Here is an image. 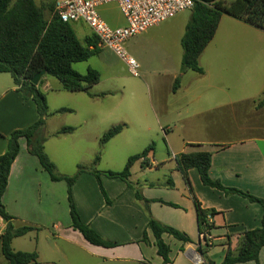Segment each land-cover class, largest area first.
Returning <instances> with one entry per match:
<instances>
[{
  "label": "crops",
  "instance_id": "crops-1",
  "mask_svg": "<svg viewBox=\"0 0 264 264\" xmlns=\"http://www.w3.org/2000/svg\"><path fill=\"white\" fill-rule=\"evenodd\" d=\"M51 1L35 0L38 6H46ZM99 14L112 28L126 26V20L116 4L100 7ZM224 20L223 16L214 39L199 59L204 74L193 71L181 73L183 54L181 53L180 57L176 54L174 57L173 53L163 59L162 65L165 67L163 73L158 76L147 74L142 78L151 91L152 113V115L144 114L142 119L133 113L136 104L132 96L125 105L127 109L121 110L126 97L124 91L99 89L104 84L103 73L106 76L116 74L106 57L108 52L112 55L114 53L99 48V54L92 57L98 60L96 65L87 67V71L94 69L100 73L99 84L88 89V92L76 93L86 98L83 100L84 115L73 124H63L59 130L50 131L52 118L57 115H76L78 110L61 108L53 112L49 108L52 115L48 117L43 130L46 137V154L57 165V158L48 148V144L55 138H63L64 142L72 144L77 138L75 136L82 134L83 140L100 143L108 130L106 132L96 130L98 132L95 134L94 131H83L95 121L100 127V123L109 117L112 121L116 119L115 126L123 127L118 135L105 144L107 145L119 138L124 129L134 126L135 123L139 125L144 119L152 116V120L155 119L157 122L166 121L165 135L170 150L169 157L158 163L154 152L147 157V163L143 159L137 161L131 168L129 178L134 190L121 179L101 176L102 187L111 202L109 205L96 177L90 172L80 175L72 187L76 208L85 224L104 240L116 244L115 247L105 248L90 244L82 234L72 228L67 183L52 181L38 158L29 152L26 139L21 138L20 152L12 164L2 203L7 213L14 217L13 222L16 226L29 225L39 228L40 231L30 232L14 239L12 248L15 252H37L38 264H72L75 257L82 256L90 261L85 264H166L158 255L156 239L148 229L149 220L153 218L166 227L184 233L192 241L184 244L165 234L163 240L170 247L171 260L167 264H222L229 251L235 255L238 253L244 232L260 228L264 214L262 206L238 194L226 195L219 189L205 186L197 169L188 170L186 177L177 163V157L182 154L211 153L209 175L213 181H219L226 188L237 189L264 200V106L258 107L264 99V30L234 18ZM224 22L228 27L226 37L217 40L216 36ZM76 24L79 26H75L74 23L72 27L80 41L84 42L93 35L92 30L85 23ZM162 24L150 30L159 28ZM169 31L170 34L176 33L174 26ZM182 37L179 40L180 45ZM174 43L177 47V41ZM178 78H181L182 85L177 91H173ZM11 80L6 79L5 83L0 84V156L7 152L9 138L14 131L27 129L39 120L35 102L32 98L25 99L14 80ZM225 81H234V84H226ZM40 89L46 96L52 90L68 92L53 77L43 78ZM232 90L234 96L227 97L226 102L198 111L189 119L215 110L245 106L244 111L235 114L233 118L236 128L231 138L191 140L183 135L181 139L171 138L170 125L187 122V119L182 120V107L176 108L178 104L176 99L181 92L182 100L190 98V103H198L204 98L214 103L211 98H216L218 93L226 94ZM252 90L255 92L252 93ZM118 93H121V100L108 114H101L97 108L93 110L90 108L101 106L99 104L108 98H116ZM62 109L70 112L58 113ZM189 112L190 109L186 105L184 115ZM175 115L178 119H171ZM184 126L186 125H183V128ZM65 127L73 128L74 131L60 134ZM92 155L93 158L88 164L83 165L79 162L77 167H93L101 172L124 170L99 169L102 155L100 154V160L96 165L94 163L98 151H92ZM59 174L74 175L65 171ZM135 189L145 200L150 201L148 208L144 202L136 199ZM195 201L204 211L215 213L211 220L212 241L209 245H205L200 240ZM5 229L6 224L0 217V236L4 234ZM145 232H147V242L144 240ZM19 240L27 242L28 248H15ZM6 263L0 241V264ZM260 264H264V249L260 253Z\"/></svg>",
  "mask_w": 264,
  "mask_h": 264
},
{
  "label": "trees",
  "instance_id": "trees-1",
  "mask_svg": "<svg viewBox=\"0 0 264 264\" xmlns=\"http://www.w3.org/2000/svg\"><path fill=\"white\" fill-rule=\"evenodd\" d=\"M223 16H229L264 30V0H198L191 11L181 40L183 49L181 73L193 71L197 74H204L199 59L214 39ZM72 24L74 23L63 22L55 13V0L46 6H38L35 0H0V74H10L17 86L22 85L19 91L24 94L25 99L29 97L33 99L39 114V120L34 125L24 130L14 131L10 135L7 152L0 156V217L6 224L0 241L6 264H38L39 260V255L35 251L15 252L12 242L16 238L30 232L40 231V229L29 225L16 226L13 222L14 217L7 213L2 203L12 164L20 152L19 140L21 138L26 139L29 152L38 158L42 168L50 175L52 181L67 183L72 228L82 234L90 244L105 248L115 247L116 244L104 240L82 221L73 199V185L82 173L90 172L98 180L105 197L101 176L121 179L134 190L129 181L132 166L142 159L147 163V157L155 152V144H150L142 153L131 156L121 172H101L93 167L80 166L73 176H64L58 173L56 165L45 152L46 137L43 130L48 117L52 114L49 112L46 94L40 89V84L35 86L31 80L35 75L46 70V75L43 78H56L62 88L71 93L88 92V89L99 84L101 75L97 70L89 69L86 74H80L73 67L74 64L87 62L99 54L98 39L93 34L84 42L80 41ZM180 81V78L176 80L173 91L179 89ZM263 106L264 99L258 104V107ZM65 112L70 111L62 109L58 113ZM122 130V126L112 127L101 138V144L105 145ZM73 131V128L65 127L62 128L60 134H68ZM100 154L97 155L94 165L99 162ZM177 163L186 177L188 170L197 169L205 186L219 189L226 195L238 194L252 203L260 204L264 211V200L237 189L226 188L219 181H213L210 178L211 153L182 154L177 157ZM135 192L136 199L144 202L148 208L150 201L145 200L136 189ZM106 201L108 205L111 203L107 197ZM195 203L200 233L204 230L211 232L213 226L207 222V217L214 216V211H204L197 201ZM169 205L177 207L173 204ZM148 229L156 239L158 255L163 258L166 264L171 260L169 257L170 247L163 240L165 234L184 244L192 242L184 233L166 227L153 218L149 220ZM144 240L148 241L147 232L144 233ZM263 249L264 214L260 228L244 232L238 253L235 255L229 251L222 264H245L248 262L260 264V253Z\"/></svg>",
  "mask_w": 264,
  "mask_h": 264
},
{
  "label": "rangeland",
  "instance_id": "rangeland-1",
  "mask_svg": "<svg viewBox=\"0 0 264 264\" xmlns=\"http://www.w3.org/2000/svg\"><path fill=\"white\" fill-rule=\"evenodd\" d=\"M190 15L191 11L183 12L174 20H170L169 22L162 24L159 28L148 30L146 33L138 35L127 42V51L140 65V77H134L131 75L127 65L115 54L112 55L108 52L106 56L108 58L107 60L112 64V68L116 71V74L106 76V74L103 73L107 78L104 77V84H102L99 89H121L124 91L126 97L121 105V110L127 109L125 108V105L127 104L128 98L132 96L133 102L136 104V110L133 111L136 116H139L140 119H142L144 114L149 113L152 115L150 97L151 91L149 86L142 81V78L147 74L158 76L163 73V69L165 67L162 65V61L168 55L174 53V57L176 54L180 57L181 53L183 54V49L179 40L184 34L185 24L190 19ZM224 19V21H227L231 18L224 16ZM75 26L79 25L75 23ZM173 26L176 33L170 34L169 30ZM226 29H228V27L224 22L221 26L220 32L216 36L217 40L226 37ZM175 41H177V47H175ZM97 61L98 60L96 58H92L88 62L74 64L73 67L79 73L85 74L88 65L95 66ZM6 79L10 81L13 78L10 74H0V84L5 83ZM225 83L234 84V81H225ZM180 85H182V81H180ZM253 92L255 91L252 90V93ZM233 96L234 91L232 90L226 94L218 93L216 98H211L214 103H210L206 100V98L202 99L198 103H190V98L182 100L181 92L179 98L176 99V102H178L176 108L182 107V120L187 119V122L170 125L169 130L171 132V138L181 139L182 135L183 137L187 136L191 140H198L202 138L210 139L216 137L231 138L236 128L234 126L235 121L233 118L235 114L242 113L246 108L245 106H240L237 109L215 110L201 115L200 117H194L191 120L189 119L192 118V115L196 114V112H200L205 108H210L218 103L222 104L223 102H226L228 98ZM83 97L85 96H82V94L57 92L56 90L50 91L46 98L48 107L51 111L55 112L61 108L77 109L78 111L76 115L66 114L57 115V117L55 116V118H52L49 130H59L63 124H73V122H77L79 117H82L85 113L83 100H86V98ZM120 100L121 93H118L116 98H108L99 104L101 106H91L90 108L92 110L97 108L99 110L98 112H101V114H108V112L111 111ZM186 105H188L190 112L184 115ZM151 117L149 116V118L144 119L143 123L139 125L135 123L134 126L124 129L123 134L118 136L119 138H116L105 145L106 148H104V145H102L101 142L91 143V141L83 140L82 134H77L80 136H75L77 138L73 140L72 144L64 142L63 138L53 139L48 144V148L57 158L56 167L58 173L65 171L70 174H74L77 171V164H79V162L83 165L90 162L91 158H93L92 151L94 150H97L98 154L101 153L102 155L99 169L115 168L117 170H123L129 157L142 153L150 144H155V158L158 163L161 162V160L168 159L170 150L166 141L167 137L165 135L166 121L157 122L155 119L152 120ZM171 119L177 120L178 118L175 115L172 116ZM115 120L112 121L108 117L103 123H100V127L96 125L97 122L95 121L90 123L83 131H94V134L101 130H105L106 132L115 126V122H117ZM183 125L186 126L183 128ZM112 163L114 164L112 165ZM173 163L175 162L173 161ZM19 241L20 242L15 244V248H28L27 242L24 240ZM85 262L89 263L90 261L83 256L77 258L75 257L72 264H85Z\"/></svg>",
  "mask_w": 264,
  "mask_h": 264
},
{
  "label": "built area",
  "instance_id": "built-area-1",
  "mask_svg": "<svg viewBox=\"0 0 264 264\" xmlns=\"http://www.w3.org/2000/svg\"><path fill=\"white\" fill-rule=\"evenodd\" d=\"M198 0H55V13L65 23H85L98 39V47L111 50L128 67L134 77H140V65L129 54L126 44L132 38L146 33L177 15L192 11ZM116 4L121 10L126 26L112 28L100 16L99 8ZM18 90L22 85L17 86ZM212 216L207 222L212 223ZM205 245L211 244L209 230L200 233Z\"/></svg>",
  "mask_w": 264,
  "mask_h": 264
},
{
  "label": "water",
  "instance_id": "water-1",
  "mask_svg": "<svg viewBox=\"0 0 264 264\" xmlns=\"http://www.w3.org/2000/svg\"><path fill=\"white\" fill-rule=\"evenodd\" d=\"M45 75H46V70H43V71H41L40 73H38L37 75H35V76L32 78V80H31L32 84L35 85V86H39L41 80L43 79V77H44Z\"/></svg>",
  "mask_w": 264,
  "mask_h": 264
}]
</instances>
